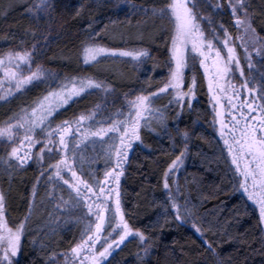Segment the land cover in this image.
Here are the masks:
<instances>
[{"label": "snow or ice", "instance_id": "obj_1", "mask_svg": "<svg viewBox=\"0 0 264 264\" xmlns=\"http://www.w3.org/2000/svg\"><path fill=\"white\" fill-rule=\"evenodd\" d=\"M250 6V0H227L231 23L238 33L235 39L225 24L217 20L223 12V0H163L160 5L152 7L151 18L170 26L165 29L168 45L167 76L151 92L140 89L131 96L125 94L124 103L113 113L108 112L107 98L114 95L109 84L94 76L61 78L57 73L35 63V53L38 51L36 44L30 49H14L0 55V101H7L30 87L46 85L45 94L38 97L31 106L22 107L19 113L9 117L0 126V141L11 149L6 152V158H0V164L5 166L6 171L23 169L34 159L40 166V176L45 177L47 173L46 183L52 188L48 195L52 200L59 201L57 209L70 204L71 209L80 211L81 218H90L79 240L71 247V256L64 254L65 264H104L129 237L137 238L143 245L145 255H148L151 248V244L146 243L148 238L134 229L125 218L120 178L124 175L123 165L128 161L133 142L141 139L140 129L151 127L155 121L167 130L164 111L155 107V101L161 94L171 96L181 109L184 107L183 101L188 98L187 106L192 107L195 76L185 91V72L190 64L193 67L199 64L208 80L215 118H219L218 134L234 166V191L256 206L258 225L264 226V72L260 74V81L251 72L255 67L253 52L264 59V36L254 26L255 14L250 11ZM51 9L52 0H36L28 11L47 16ZM143 11L148 14V9ZM32 35L35 38V32ZM95 35L89 33L91 42L85 43L82 48L81 58L85 65L96 67L105 59L130 58L126 62L133 63V67L139 70L152 59L146 48L106 47L94 39ZM142 35L138 33V37ZM121 39H124L123 35ZM235 40L240 41L238 46ZM237 47L244 51L248 76L241 67ZM223 50H226V54H222ZM236 71H239L241 78L239 84L233 83ZM146 82L150 87V78H146ZM93 90L102 94L104 103H97L73 119L55 124L52 117L61 108L70 101L75 102L74 98L91 95ZM245 92L248 96L241 100ZM222 100L227 101L230 121H226L224 113L217 110V107L225 108ZM234 100H240V103H234ZM179 114L177 112V116ZM182 135L186 142L188 133ZM36 144H42V147L34 154L31 150ZM89 150L96 155H89ZM187 151L185 143L184 150L164 172L165 189H169V174L183 166L182 157L186 156ZM45 154L48 155L46 166ZM99 158L106 161L103 178L98 175L99 169L91 168V164ZM64 191L68 193L67 200L63 195H57V192ZM36 192L34 185L33 198ZM168 199L176 212L175 219L185 222L180 206L170 191ZM164 211L168 212V208L165 207ZM184 212L191 215L187 208ZM30 215L31 205L29 215L10 224L6 215V199L0 192V264H16L13 258L20 252L21 238ZM192 227L203 238V229L195 223ZM261 231L264 232V227ZM203 243L217 258V264H224L213 245L207 240H203Z\"/></svg>", "mask_w": 264, "mask_h": 264}, {"label": "trees", "instance_id": "obj_2", "mask_svg": "<svg viewBox=\"0 0 264 264\" xmlns=\"http://www.w3.org/2000/svg\"><path fill=\"white\" fill-rule=\"evenodd\" d=\"M35 2L0 0V53L30 49L36 44L35 63L61 78L94 76L105 81L114 90V95L107 98L112 105L109 113L115 112L125 94L131 96L140 89L151 92L164 82L168 73L165 29L170 26L150 16L152 7L163 0H52L47 16L28 11ZM223 4L222 15L217 20L223 22L233 36L235 28L227 0H223ZM250 5V11L255 14L254 26L264 36V0H250ZM144 9H148V14ZM89 33H95L94 39L106 47L146 48L152 59L139 70L133 67L126 83L118 78L102 77L97 73L99 64L93 67L82 62V48L91 42ZM138 33H142V37H138ZM257 68L260 81L264 59ZM193 76L196 87L192 107L184 102L182 109L167 108V130L161 129L158 134L140 130L141 139L133 146L120 181L125 218L148 238L149 253L145 255L137 238L129 237L104 264H217V258L207 250L203 240L213 245L224 264H264V232L261 231L263 226L258 225V209L234 191V168L212 128L203 73L198 66L190 64L185 72L186 88ZM146 78H150V87ZM42 89L40 85L32 87L1 105L0 119L6 120L22 106H31L43 94ZM102 99L95 91L91 95L84 94L74 99L75 102L59 112L55 119L74 118L95 104L104 103ZM184 132L189 136L186 142ZM185 143L188 151L182 157L183 166L174 179L168 177L169 189H165L164 172L184 150ZM27 180V176L22 175L7 187L6 206L10 216L20 218L26 211ZM169 191L180 206L183 223L175 219ZM165 207L168 212L164 211ZM185 208L191 215L184 212ZM193 223L203 229V238L195 232ZM35 227L31 221L25 230L20 252L14 259L16 264H49L51 257L64 253L74 243L75 231L44 235L46 229ZM59 241L61 243L57 244Z\"/></svg>", "mask_w": 264, "mask_h": 264}, {"label": "rangeland", "instance_id": "obj_3", "mask_svg": "<svg viewBox=\"0 0 264 264\" xmlns=\"http://www.w3.org/2000/svg\"><path fill=\"white\" fill-rule=\"evenodd\" d=\"M36 14H38V13H36ZM38 15H41V14H38ZM237 35H238V33L235 29L233 38L235 39V37ZM235 43L238 46L240 41L235 40ZM221 47H222V45H221ZM8 51H11V50H8ZM8 51L1 52L0 55H3L4 53H6ZM237 53L240 57L241 67L244 69L245 75L248 76L249 75V69L247 67V61L245 59V54H244L243 49L240 47H237ZM222 54H226V50H223ZM252 55H253V63L255 65V67L251 70V72H252V75L255 77V79L258 81L259 79L257 76V72H258L257 64L259 62H261L262 59L260 57H258L254 52ZM128 60H130V58L105 59L104 62L100 63L97 66V68H98L97 73L102 77H111L113 79L118 78L121 80L122 83H126L127 81L130 80V71L133 68V65H132L133 63L126 62ZM196 66L199 67V64H196ZM200 69L203 73V77L205 80L206 89H207V93H208L209 105H210L211 116H212V120H211L212 121V128H213L215 134L217 135V137L219 138V140L221 141V143L223 144V140L220 138V136L218 134V130L220 128V125L218 122L219 118H215V112L213 111V107H212V104L214 102L211 101V94L208 91V80L204 76V70L202 68H200ZM234 76H235V79L233 80V83L239 84L240 79H241L239 76V71H236L234 73ZM40 86L43 88L42 90H44L43 94H45L46 93V85L41 84ZM30 88H32V87H30ZM186 90H187V88L185 86V91ZM94 91L95 90H93V92ZM24 93H16L14 96L10 97L9 100L0 101V106L7 104L8 102L12 101L14 98L19 97V96L23 95ZM247 96H248V94L245 92V93H243V95L241 96L240 99L243 100ZM77 98H79V97H77ZM74 99H76V98H74ZM102 100H104V98ZM170 101H172V102L170 103ZM71 102L72 101H70L66 106L61 108L52 117V120L55 122V124H59L63 121V120L55 119V116L59 112H61L64 108H66ZM184 102H188V98H185L183 103ZM233 102L238 104V102L240 103V100H234ZM123 103H124V99H122L120 101V104L118 106H116L115 111L119 110ZM222 103L225 104V108L217 107V110L224 113V119L226 121H230V116H228V114H227V112H228L227 101L222 100ZM108 105H109V107H112L111 104H108ZM22 107H26V106H22ZM22 107H20L14 114L19 113ZM155 107L161 109L165 113L167 108L172 107V109H173V107L176 108L178 106L176 105L175 101L172 100L171 96H169L168 94H161V97L157 98L155 101ZM113 108H115V107H113ZM245 111H246V109H245ZM111 113H113V112H111ZM14 114L12 113L9 117H12ZM9 117L6 118V120L1 119L0 120V126H2L3 123L9 119ZM214 118H215V121H214ZM71 119H73V118H71ZM71 119H67V120H71ZM141 129H144V130L152 132V133H157V134H158V132H161V129H162V131L164 130V128H162L158 124H156L155 121H153L151 127H142ZM137 143H138V141H135L134 145H136ZM10 150H11L10 148L6 147L4 145V143L2 141H0L1 153H3L6 156V152H8ZM98 150H99V148H98ZM226 151H227V149H226ZM89 155H95V153L90 152ZM102 161H105V159L102 158ZM47 163H48V155L45 154V163H44L45 166L47 165ZM180 168L178 169V171L180 170ZM233 168H234V166H233ZM178 171L170 173L168 177L171 179H174L176 174L178 173ZM46 175H47V173L45 174V177H44L45 181H46ZM173 186H174V181H173ZM51 191H52L51 185L47 184V190H46L47 197H45L46 200L44 201V203L46 205L42 206V204H40L41 207H39V204H36V202H33V195L31 192V195H30L31 198L29 200V202H30L29 206L31 205V215H30V219L28 220V222L26 224V230L28 229L29 224L31 225V221H32L33 224L36 226L35 228H37L38 230L46 229V231L44 232L45 234L43 233L44 235H52V234L54 235V233L62 234V233L69 232V231H75L76 232V234L74 236V243H75L76 241L79 240L80 235L84 231V229L88 223V219H90V218H88V217L81 218L80 211L76 210V209H71L70 204L69 205H63L60 209H57L56 204L59 203V201L51 199V197L48 195V193ZM57 195H59V192H57ZM64 198H65V200L68 199L67 191H66V196H64ZM85 211H86V209H85ZM27 215H29V207H28L27 212L24 215V217ZM59 243H61V242L60 241L57 242V244H59ZM74 243L71 247L74 246ZM71 247L67 251H65L64 253H59V254H56L55 256L51 257L49 260V264H53V262H54V264H65L64 254H68L69 256H71V253H70ZM97 248H99V245H97Z\"/></svg>", "mask_w": 264, "mask_h": 264}, {"label": "flooded vegetation", "instance_id": "obj_4", "mask_svg": "<svg viewBox=\"0 0 264 264\" xmlns=\"http://www.w3.org/2000/svg\"><path fill=\"white\" fill-rule=\"evenodd\" d=\"M238 104H239V102H238ZM246 111H247V109H246ZM253 115H255V113H253ZM134 142H133V146H134ZM133 146H132V149H133ZM41 147H42V144H36L35 147H33L31 150L32 153H34V154L38 153ZM131 151H129V156H130ZM90 152H91V150H89V154H90ZM98 152H99V150L97 148V153ZM20 154L21 155L23 154V148H21ZM95 155H96V153H95ZM0 158H6V156L3 153H1V151H0ZM44 163H45V160H44ZM105 163H106V161H102V158H99L95 163L91 164L92 169H99L98 175L101 178H103V169L105 168V165H106ZM126 164H127V162L124 163L123 168ZM87 169H88V164H85V170L87 171ZM40 171H41L40 166L36 162H34V159L29 161V163L23 169H12V170L6 171L5 166L3 164H0V192H2L5 196L6 205H7V187L10 184H14L15 180L18 177H21L22 175L23 176L26 175L27 179H28L26 181V185H25L26 186V211H25L24 215L26 214L27 209L29 207V203H30L29 200L31 198L30 195H31V192H32L34 185L36 186L37 192H36V196L33 198V202H36V204H39V207H41L40 204H42V206L46 205L44 203V201L46 200L45 197H47V194H46L47 183L45 181V178L40 176ZM38 177H39V182H37ZM121 178H122V176H121ZM121 178H120V181H121ZM59 195L66 196V191H64L62 193L59 192ZM6 215H7V218L9 220L10 224H14V223L22 220L24 217V215L20 218H17L15 215L10 216L7 212V206H6ZM23 236H22V238H23ZM22 238H21V242H22ZM15 258L16 257H14L13 259H15Z\"/></svg>", "mask_w": 264, "mask_h": 264}]
</instances>
